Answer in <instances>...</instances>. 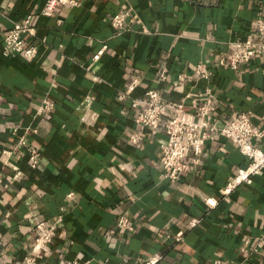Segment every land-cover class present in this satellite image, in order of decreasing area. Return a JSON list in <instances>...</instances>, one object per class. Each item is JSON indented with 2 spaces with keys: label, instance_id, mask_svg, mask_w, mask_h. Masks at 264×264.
<instances>
[{
  "label": "crops",
  "instance_id": "crops-1",
  "mask_svg": "<svg viewBox=\"0 0 264 264\" xmlns=\"http://www.w3.org/2000/svg\"><path fill=\"white\" fill-rule=\"evenodd\" d=\"M75 1L44 17L45 0H0V264L32 254L42 222L57 233L40 264H144L154 254L159 264H264V169L222 196L250 161L215 133L198 165L188 151L189 170L170 182L163 126L136 127L131 107L155 90L169 109L192 112L210 91L216 128L250 113L263 131L251 144L264 145V54L235 70L218 63L255 37L264 0ZM115 14L127 17L119 31ZM27 15L37 57L4 56V37Z\"/></svg>",
  "mask_w": 264,
  "mask_h": 264
},
{
  "label": "built area",
  "instance_id": "built-area-1",
  "mask_svg": "<svg viewBox=\"0 0 264 264\" xmlns=\"http://www.w3.org/2000/svg\"><path fill=\"white\" fill-rule=\"evenodd\" d=\"M74 6L75 0H45L40 14L44 17H52L57 5ZM127 21L124 14H115L111 19V26L116 30H121ZM253 39L246 41H236L232 44L231 52L226 59H220L219 65L235 70L239 65L249 63L254 57L264 54V17L258 13L254 19ZM34 36V28L31 25V17L27 15L20 23H17L4 37L3 55H19L25 60L31 61L37 57L36 47L28 44V39ZM104 48L99 51L96 58L102 53ZM197 73H201V67H197ZM208 74L203 77H207ZM159 80L165 79V71L159 72ZM136 85V81L131 83L126 92L130 93ZM122 98V97H120ZM2 96L0 94V101ZM131 107L137 110L134 123L136 127L155 131L163 126L166 141L160 148V162L164 177L170 182L176 181L179 176L189 170L190 165L186 164L185 159L188 151L193 154L192 165H198L199 157L202 152L203 144L212 139L215 133L220 134L226 139L232 141L240 153L249 159V164L245 168L237 170L221 191L222 196H227L241 184L250 185L252 177L258 175L264 169V145L254 146L252 141L263 139V131L255 129L252 126L250 113H239L231 115L230 120L222 127L216 128L214 124L213 106L208 97L199 103L192 112L185 111L183 105L176 104L172 109L166 106V103L155 90H148L142 99L133 100ZM52 109V104L43 102L42 112ZM15 131V130H14ZM140 140L138 134L129 137L132 144ZM20 144H24V139L20 138ZM2 154H8L2 151ZM31 169H35L40 161V153L36 149L27 151ZM71 197V195H68ZM206 205L211 207L214 202L212 199H206ZM120 229L132 231L125 217L117 221ZM57 226L46 225L42 222L38 224V234L35 238L36 249L32 254L25 256L20 264H40L43 259V253L48 244L55 238ZM169 238V235H167ZM179 236L175 241H179ZM261 245V243L259 244ZM161 256L154 254L150 256L144 264H159ZM75 264V263H63ZM216 264H221L216 262Z\"/></svg>",
  "mask_w": 264,
  "mask_h": 264
}]
</instances>
